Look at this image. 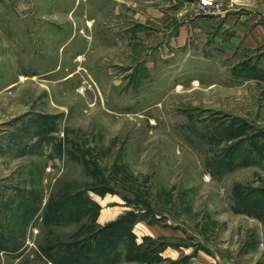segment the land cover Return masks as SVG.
Listing matches in <instances>:
<instances>
[{"label":"rangeland","instance_id":"rangeland-1","mask_svg":"<svg viewBox=\"0 0 264 264\" xmlns=\"http://www.w3.org/2000/svg\"><path fill=\"white\" fill-rule=\"evenodd\" d=\"M219 6L0 0V264H264V0Z\"/></svg>","mask_w":264,"mask_h":264},{"label":"crops","instance_id":"crops-1","mask_svg":"<svg viewBox=\"0 0 264 264\" xmlns=\"http://www.w3.org/2000/svg\"><path fill=\"white\" fill-rule=\"evenodd\" d=\"M202 16L207 17V18H197L198 21H205V23H213V20L217 17L216 15H213L210 10H208L207 12H205ZM214 17V18H213ZM221 21L223 22V24H228L231 22L232 19V15L230 14H221L220 16ZM240 22L242 23L243 20L241 19ZM226 27V26H225Z\"/></svg>","mask_w":264,"mask_h":264},{"label":"built area","instance_id":"built-area-1","mask_svg":"<svg viewBox=\"0 0 264 264\" xmlns=\"http://www.w3.org/2000/svg\"><path fill=\"white\" fill-rule=\"evenodd\" d=\"M197 5L201 9L211 10L213 14L220 11L219 0H197Z\"/></svg>","mask_w":264,"mask_h":264},{"label":"trees","instance_id":"trees-1","mask_svg":"<svg viewBox=\"0 0 264 264\" xmlns=\"http://www.w3.org/2000/svg\"><path fill=\"white\" fill-rule=\"evenodd\" d=\"M97 207H99L98 205H97ZM134 214H132V216H133ZM124 221V220H123ZM122 223V220H119V221H117L116 223H114V224H111V225H109L110 227H113V226H118V225H120ZM132 238H133V236H132ZM88 246H90V245H88ZM100 250H102L103 251V248L102 249H100ZM86 254V253H85ZM84 254V255H85ZM83 254H81V255H79V256H75V254H70V256H71V258H70V261H71V263H74V264H82V260H84V261H90L91 260V258H87V257H85V256H82Z\"/></svg>","mask_w":264,"mask_h":264}]
</instances>
